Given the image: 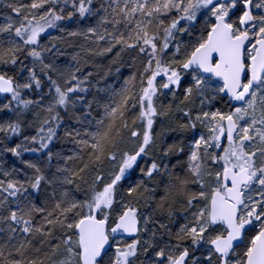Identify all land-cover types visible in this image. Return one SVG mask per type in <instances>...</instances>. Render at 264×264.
I'll list each match as a JSON object with an SVG mask.
<instances>
[{
  "label": "snow or ice",
  "instance_id": "snow-or-ice-1",
  "mask_svg": "<svg viewBox=\"0 0 264 264\" xmlns=\"http://www.w3.org/2000/svg\"><path fill=\"white\" fill-rule=\"evenodd\" d=\"M0 264H264V0H0Z\"/></svg>",
  "mask_w": 264,
  "mask_h": 264
}]
</instances>
